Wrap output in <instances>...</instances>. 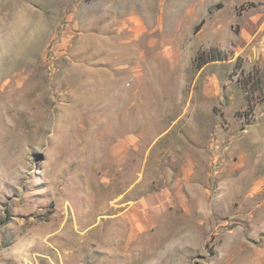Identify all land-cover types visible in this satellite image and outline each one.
<instances>
[{
	"label": "rangeland",
	"instance_id": "1",
	"mask_svg": "<svg viewBox=\"0 0 264 264\" xmlns=\"http://www.w3.org/2000/svg\"><path fill=\"white\" fill-rule=\"evenodd\" d=\"M0 264H264V0H0Z\"/></svg>",
	"mask_w": 264,
	"mask_h": 264
}]
</instances>
